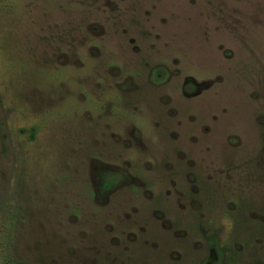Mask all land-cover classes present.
I'll return each instance as SVG.
<instances>
[{
	"label": "rangeland",
	"instance_id": "1",
	"mask_svg": "<svg viewBox=\"0 0 264 264\" xmlns=\"http://www.w3.org/2000/svg\"><path fill=\"white\" fill-rule=\"evenodd\" d=\"M0 264H264V0H0Z\"/></svg>",
	"mask_w": 264,
	"mask_h": 264
}]
</instances>
